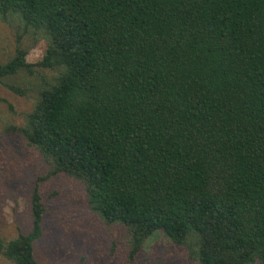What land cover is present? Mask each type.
<instances>
[{"label":"trees","instance_id":"1","mask_svg":"<svg viewBox=\"0 0 264 264\" xmlns=\"http://www.w3.org/2000/svg\"><path fill=\"white\" fill-rule=\"evenodd\" d=\"M8 20L46 47L31 63L18 38L0 84L55 74L10 131L37 181L80 182L128 263L161 234L196 264H264V0H0ZM44 211L35 187L30 232L0 238L12 264H37Z\"/></svg>","mask_w":264,"mask_h":264},{"label":"rangeland","instance_id":"2","mask_svg":"<svg viewBox=\"0 0 264 264\" xmlns=\"http://www.w3.org/2000/svg\"><path fill=\"white\" fill-rule=\"evenodd\" d=\"M19 38L27 61L42 57L46 41L37 33L24 32L13 20L0 21V63L14 53ZM53 71L34 69L3 80L26 88L19 96L0 84V238L9 241L31 230V195L37 187L44 206L41 237L33 243L37 264H196L184 249L175 248L161 234L149 238L133 263H128L126 231L120 225H106L91 212L80 183L63 175L37 181L49 171L47 162L13 127L24 126L37 90ZM0 264H12L0 254Z\"/></svg>","mask_w":264,"mask_h":264}]
</instances>
